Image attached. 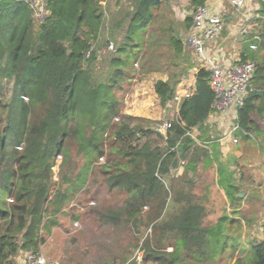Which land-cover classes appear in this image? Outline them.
I'll return each mask as SVG.
<instances>
[{"label":"trees","instance_id":"trees-1","mask_svg":"<svg viewBox=\"0 0 264 264\" xmlns=\"http://www.w3.org/2000/svg\"><path fill=\"white\" fill-rule=\"evenodd\" d=\"M121 4L43 0L41 19L29 0H0V264H18L20 251L39 254L45 234L59 224L58 216L94 172L109 192L121 196L118 207L97 212L98 221L136 234L142 225L151 227L140 259L125 255L122 264H264V240L245 238L241 221L226 213L205 223L206 207L193 192L189 173L203 163L214 166L215 184L229 204L239 201L221 145L211 141L205 125L213 112L210 71L198 69L194 92L181 98L164 131L151 129L152 120L121 112L115 89L128 79L127 68L146 42L147 28L166 8L163 0H126L127 9L116 10ZM190 4L204 5V0ZM166 13L155 43L167 38L177 58L183 43L174 27L188 32L192 17L180 24ZM259 35L261 40L253 37L240 55V61H253L255 70L236 113L239 140L253 141L263 132L264 58L256 51L264 50V20ZM110 42L114 50L97 73L98 55ZM181 74L155 82L162 106L174 97ZM69 142L76 144L82 163L68 172L62 168L70 162ZM179 162L183 171L174 175Z\"/></svg>","mask_w":264,"mask_h":264},{"label":"rangeland","instance_id":"rangeland-1","mask_svg":"<svg viewBox=\"0 0 264 264\" xmlns=\"http://www.w3.org/2000/svg\"><path fill=\"white\" fill-rule=\"evenodd\" d=\"M33 1L37 8L40 0H37V3L35 0ZM121 1V6H118L116 10L127 9L126 0ZM39 10L35 13L36 17H40L41 12H38ZM109 13L110 11H107L108 15H110ZM168 15V13L163 12L147 28V40L138 51L137 58L130 61V67L127 68L128 79L122 82L121 89H115V95L120 101L122 113H124L123 111L126 108L131 109L139 102L141 98L140 94H143L146 98L151 96L152 85L157 78L169 73L171 75L177 74L181 71L180 68L171 67V62L178 61L179 59H176L172 54L169 45L165 42H161L160 44L155 43L156 35L162 31L163 22L167 21ZM255 22L254 18H250L245 22L248 32L243 33L239 28L234 35L230 36L231 40H229L225 30L218 35L217 39H220V44H222L226 56L230 55L234 40L241 43L240 50L242 51L245 47L248 48L252 44L253 37L258 34L253 27ZM174 28L182 39L186 34L184 27L175 26ZM109 51L107 46H102L101 52L98 55L97 73L105 69L104 63L106 57L110 55ZM191 51L188 49L189 53ZM192 52L193 58L194 56L197 57V54L194 51ZM256 52L259 54V57L264 58V50L258 49ZM5 92L7 96L9 94L8 89ZM174 95L177 94L175 93ZM177 105L178 103H175L172 98L167 106L162 107L166 111V115L160 116L159 120H154L148 126L151 129L164 131L160 129V126L164 121L176 116L175 109ZM115 120L117 121L118 118H115ZM228 121L230 124L224 126L222 131L217 129L212 130L213 138L224 137V133L229 130L233 122L231 119ZM132 123L134 125L139 123V121L133 120ZM262 126H264V121ZM139 141H143V139L141 138ZM221 150L223 152V159L228 163V169L233 173L238 186L237 195L241 193V196H239V201L235 206L230 205L224 190L217 189L215 185H212L213 188H209V186L204 187L203 183L210 180L207 174L200 176L197 173L190 172L189 176L194 180L193 192L197 199L205 205L207 210L204 222L211 223L226 213L227 215L237 217L241 221V231L245 238H263L264 131L253 141L238 139V142L234 143L232 139L226 138L223 146H221ZM69 157L70 162L62 170L69 172L73 169V171H76L82 163V157L77 154L74 142H69ZM57 160L61 163L63 157L59 156ZM100 162H103V158H101ZM182 169L183 163L179 162L173 168L172 174L179 175L182 173ZM60 172L61 169L59 167L54 172L53 181L55 187L60 185ZM72 199L70 205L64 209L63 214L58 216L59 224L53 227L49 234H45V242L40 246L39 254L44 256L46 260L56 261L59 264H122L120 258L125 255L140 259L141 243L145 236L150 233L151 227L142 225L139 227L140 232L136 234L132 231L124 232V230H118L110 224L101 223L97 220V212H104L109 208L115 209L121 204L120 194L109 192L99 173H92L87 186ZM235 209L237 212L233 215L232 212ZM90 210L96 211V213L92 212L91 214ZM145 211H147L146 208L143 210V214L146 213ZM75 216H78V218H75ZM138 236L140 239L137 246H135L136 237ZM24 254L23 251L17 254L16 261L18 264H26ZM220 264L223 263L221 262Z\"/></svg>","mask_w":264,"mask_h":264},{"label":"crops","instance_id":"crops-1","mask_svg":"<svg viewBox=\"0 0 264 264\" xmlns=\"http://www.w3.org/2000/svg\"><path fill=\"white\" fill-rule=\"evenodd\" d=\"M163 1L166 6L163 12L171 11L173 13L174 18L180 24L186 15L189 14L191 15L194 9V6L190 4V0H163ZM204 4L207 5L214 12L225 13V20H224L225 24L223 30L226 31L229 40H231L230 36L234 35L240 28V25L243 21V16L246 14L252 16L251 18H254L256 20L255 25L253 27L258 34H256L255 36H260L259 32L263 27V20H264V0H246L245 6L240 11V14H233V10L230 6V0H204ZM178 27L181 26L179 25ZM259 38L261 40V37ZM161 42H165L166 44H168L167 38H162ZM220 42H221L220 39H217L210 43L207 42L206 43L207 48L204 57H202L201 55H197V57L194 56L193 58L192 51L194 50L188 45H186L184 37H182L183 53L182 55L176 58L179 60L176 61L177 66H174V68L181 69L179 73L182 72L181 77H179L180 79L175 86L174 91L176 94L182 96L187 91L192 93L194 92L195 75L200 67H207L210 64L227 65L230 63H236L240 61V55L242 53V50H240L241 43L234 40V42H232L230 55L226 56L222 44H220ZM188 49L192 51L189 53ZM173 75H175V73ZM173 75L169 73L165 76L157 78L153 82L152 94H150L151 96L146 98L145 96H143V94H140L141 98L139 99V102H137V104L134 105L131 109L126 108L123 111L124 114L135 117H141L144 119H149L152 121L159 120L161 118L160 116H165L166 111L162 109L163 106L160 104V100L154 91V84L157 80L166 81L169 79L170 76ZM167 105L168 103L165 106ZM175 110L177 112V108ZM228 118L231 119L232 116H230V114L227 113L224 114L213 111L205 121V125L209 129L208 136L210 137L211 141H215V142L217 141L221 146H223L224 140L226 138L225 139H223V137L213 138L212 130L217 129L219 131H222L224 129V126L230 124ZM262 129L264 131V126H262ZM196 173L200 176L207 174L210 177L209 178L210 180L208 182L206 181L205 183H203L204 187L209 186V188H213L212 185H215L216 188L219 189V187L215 184L214 166L211 165L204 167L203 163H198ZM260 240H264V237L260 238Z\"/></svg>","mask_w":264,"mask_h":264},{"label":"built area","instance_id":"built-area-1","mask_svg":"<svg viewBox=\"0 0 264 264\" xmlns=\"http://www.w3.org/2000/svg\"><path fill=\"white\" fill-rule=\"evenodd\" d=\"M29 1L34 5L35 2L33 0ZM35 1L37 3V0ZM245 2L246 0H230L233 14H240V11L245 6ZM37 10L41 12L39 18L42 19L45 14L43 0H40ZM191 17L192 25L188 32H186L184 40L186 45L191 47L197 55L204 57L207 48L206 43L215 41L224 29L225 13L214 12L204 4L195 6L191 13ZM251 17L252 16L248 14L243 16V21L240 25L241 32H248L245 22ZM254 38L260 40L259 36H254ZM107 48L109 50H114V44L110 42ZM206 68L210 71L209 85L214 92L213 111L230 114L233 120L232 126L224 133L223 139L230 138L236 143L238 142V139L234 136V132L237 129V124L235 122L236 113L250 91V83L255 70V63L251 60H245L227 65L210 64ZM191 94L192 92L189 91L182 96L177 94L174 95L173 100L178 103L183 96H190ZM168 127H170V123L164 121L160 129L165 130ZM24 253L26 264H59L56 261H48L41 254L32 251H25Z\"/></svg>","mask_w":264,"mask_h":264},{"label":"water","instance_id":"water-1","mask_svg":"<svg viewBox=\"0 0 264 264\" xmlns=\"http://www.w3.org/2000/svg\"><path fill=\"white\" fill-rule=\"evenodd\" d=\"M157 1H159V0H157ZM239 196H241V193L238 195V197H239Z\"/></svg>","mask_w":264,"mask_h":264}]
</instances>
